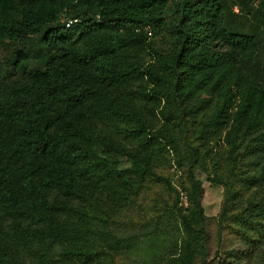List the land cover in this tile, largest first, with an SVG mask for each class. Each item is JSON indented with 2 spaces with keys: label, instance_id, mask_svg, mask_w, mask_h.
Returning <instances> with one entry per match:
<instances>
[{
  "label": "trees",
  "instance_id": "16d2710c",
  "mask_svg": "<svg viewBox=\"0 0 264 264\" xmlns=\"http://www.w3.org/2000/svg\"><path fill=\"white\" fill-rule=\"evenodd\" d=\"M0 47V264H264V0H0Z\"/></svg>",
  "mask_w": 264,
  "mask_h": 264
},
{
  "label": "rangeland",
  "instance_id": "374dc122",
  "mask_svg": "<svg viewBox=\"0 0 264 264\" xmlns=\"http://www.w3.org/2000/svg\"><path fill=\"white\" fill-rule=\"evenodd\" d=\"M170 14L168 16H170ZM155 45L157 47L164 48L166 45H168V43H167V41H165L161 37H159V38L155 39ZM33 50L36 51L37 46ZM12 51H13V49H11V48L0 47V58L4 59V58L9 57L11 55ZM36 60H32V62H33V65L38 66L39 63ZM122 161H123V163L121 165V168L122 167L126 168V167L130 166L129 161L126 158H122ZM196 175L204 183L205 196L203 199V206L205 208V212L209 217L216 216L220 211L222 200H223V191H224L223 186L212 185L211 182L208 180L207 175L202 173L200 170L196 171ZM228 245H229L230 249L231 248L235 249V250L240 249L239 248L240 247L239 242L236 243V242H230L229 241V243H227V246ZM229 247H227V248H229ZM214 248L216 249L215 246H214ZM223 256H221V258H223ZM224 258H225V256H224ZM133 260H135L134 263H132ZM137 260H141V258L138 256H135L134 254L130 255V259L128 257H126L125 255L122 256V264H136ZM219 263H220V261L218 260L217 263H215V264H219Z\"/></svg>",
  "mask_w": 264,
  "mask_h": 264
},
{
  "label": "built area",
  "instance_id": "2783aa9c",
  "mask_svg": "<svg viewBox=\"0 0 264 264\" xmlns=\"http://www.w3.org/2000/svg\"><path fill=\"white\" fill-rule=\"evenodd\" d=\"M79 20L80 19H77V18H75V19H67V24L72 25L73 23H77Z\"/></svg>",
  "mask_w": 264,
  "mask_h": 264
},
{
  "label": "clouds",
  "instance_id": "9594fccd",
  "mask_svg": "<svg viewBox=\"0 0 264 264\" xmlns=\"http://www.w3.org/2000/svg\"><path fill=\"white\" fill-rule=\"evenodd\" d=\"M236 11H239V8L238 7H236ZM63 21L64 22H67V19H64Z\"/></svg>",
  "mask_w": 264,
  "mask_h": 264
}]
</instances>
